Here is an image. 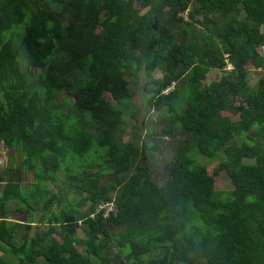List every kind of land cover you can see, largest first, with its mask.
Segmentation results:
<instances>
[{"label":"trees","instance_id":"16d2710c","mask_svg":"<svg viewBox=\"0 0 264 264\" xmlns=\"http://www.w3.org/2000/svg\"><path fill=\"white\" fill-rule=\"evenodd\" d=\"M263 26L264 0H0V264H264ZM134 86L166 116L126 140Z\"/></svg>","mask_w":264,"mask_h":264},{"label":"rangeland","instance_id":"374dc122","mask_svg":"<svg viewBox=\"0 0 264 264\" xmlns=\"http://www.w3.org/2000/svg\"><path fill=\"white\" fill-rule=\"evenodd\" d=\"M140 2V0H137V4ZM264 29V26H263ZM200 31H198L196 33L198 40H201V35L199 33ZM155 77L156 78H161L163 76V69L159 68L155 73ZM222 76V71L221 70H212L210 71L209 75H208V79L207 81L210 82L211 80H215V79H219ZM256 78H257V74L256 73H252L251 75V82L255 83L256 82ZM146 79V76L143 75L142 77V82H144ZM63 95V93H61L60 97ZM132 100H131V104H130V108L128 110V112H126V117L130 118L129 122H130V126L128 127V129L126 130L125 133V138L126 140H130V138H132L136 133H139L142 138H146V131H147V127L146 125L143 124V118L147 117V120L149 119V121H152L154 123L155 118L160 117V116H166V114L158 109H154L153 111H151V115L148 112V109L146 107L143 106V93L142 91L138 88V86H134L132 87ZM77 96V94H75L73 96V98H75ZM109 96V95H107ZM134 114L135 117L131 118L130 114ZM150 115V116H148ZM165 153V152H164ZM164 153H160V152H156L153 150V154H151V162H154V160L156 161V163L158 165L162 164L163 162V154ZM11 157L9 154V150L7 149V147L3 144L0 143V172L7 167L8 163L11 161ZM202 162H207L206 159L201 158ZM215 163L213 162L210 166L209 169L211 170L214 167ZM31 181H33V175L29 172L24 173V181H23V187L27 188L29 187V184L31 183ZM3 188V184L0 183V194H1V190ZM216 188L218 190H228V189H232L233 188V184L230 180V178L228 177V175L225 172H222L219 176L216 177ZM17 204V201H14L13 204L9 205V208L12 209V207H14ZM1 216V213H0ZM8 217L12 220H16V221H24L27 219V214L26 213H22L20 211H15L12 209V212L8 215ZM80 235L84 236L83 233H81ZM81 249L84 250L85 247L81 246Z\"/></svg>","mask_w":264,"mask_h":264},{"label":"built area","instance_id":"2783aa9c","mask_svg":"<svg viewBox=\"0 0 264 264\" xmlns=\"http://www.w3.org/2000/svg\"><path fill=\"white\" fill-rule=\"evenodd\" d=\"M105 207V216H108L109 212L114 209V203H106L103 205Z\"/></svg>","mask_w":264,"mask_h":264},{"label":"water","instance_id":"95a60500","mask_svg":"<svg viewBox=\"0 0 264 264\" xmlns=\"http://www.w3.org/2000/svg\"><path fill=\"white\" fill-rule=\"evenodd\" d=\"M157 23H155V27H156Z\"/></svg>","mask_w":264,"mask_h":264}]
</instances>
